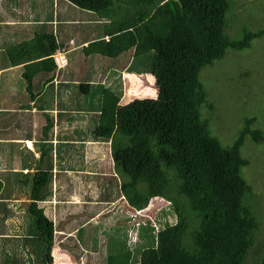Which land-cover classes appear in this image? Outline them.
I'll return each mask as SVG.
<instances>
[{"label": "trees", "instance_id": "16d2710c", "mask_svg": "<svg viewBox=\"0 0 264 264\" xmlns=\"http://www.w3.org/2000/svg\"><path fill=\"white\" fill-rule=\"evenodd\" d=\"M62 1L105 22L104 32L110 40L103 36L89 43L86 55L94 49L117 59L133 50L135 59L146 60L144 70L156 80L154 84L149 77L148 87L135 82L130 95L137 99L124 105L109 88L92 90L85 81L76 86L77 95L85 98L83 107L97 118L90 138L110 142L123 162L126 155H133L135 165L130 164L127 171L131 179L146 183L151 197L169 202L175 214V223L156 236L155 257L135 264H248L263 227L264 209L259 208L264 196L262 191L256 194L253 181L249 185L242 173L249 161L241 149L248 136L255 143H264V130L252 128L255 119H245L234 145L222 146L201 117L207 93L200 73L229 49L248 48L254 39L264 36V30L231 40L226 34L231 0ZM79 44L73 40L60 45L53 35L40 37L38 54L50 56L41 63L42 68L54 75L62 73L70 65L69 47ZM57 48L68 59L67 67L60 70L52 57ZM155 85L157 97L146 98L156 95ZM49 183V171L34 173L26 211L35 224L26 237L43 243V261L38 264H53L54 223L38 205ZM2 188L0 180V193ZM131 202L141 209L138 193L134 192ZM0 213L12 215V209L3 203ZM131 258V252L123 253L110 256L108 263L129 264ZM258 261L264 264V250Z\"/></svg>", "mask_w": 264, "mask_h": 264}, {"label": "rangeland", "instance_id": "374dc122", "mask_svg": "<svg viewBox=\"0 0 264 264\" xmlns=\"http://www.w3.org/2000/svg\"><path fill=\"white\" fill-rule=\"evenodd\" d=\"M37 1L18 0L17 2L21 7L30 8L36 14L43 15L48 9L47 2ZM72 9L67 12L71 17L82 14L85 18L82 20L86 22L91 18V15L84 10ZM73 12L75 13L71 14ZM92 16L95 18L92 23L95 24L99 19L94 14ZM261 30H264V0L230 1L226 34L231 40L239 41L246 32L256 33ZM68 55L75 59L79 56L71 50L68 51ZM97 60V66L109 61L108 58ZM126 61L125 57L121 58L122 66ZM126 74L127 72L122 73L118 79H106V84L103 86L115 91L121 97L122 103H127L125 98H128L129 102L137 99L130 95L135 82L143 87L151 84L143 79L141 81L132 79L135 81L133 83ZM200 80L207 93V103L200 109L201 117L208 122L211 135L216 137L222 146L234 145L244 128L245 119H255L252 128L264 130V36L254 39L250 46L243 50L229 49L221 60H216L212 65L202 69ZM209 104L213 105L212 109ZM88 122L92 126L91 129L83 130L82 127L73 135L75 140L83 143L78 144L77 146H80L77 149L73 147L69 151L71 159L69 156L67 161L74 169L79 168L77 162L88 163L86 168L92 169L93 173L96 172L95 176L87 175L84 180H80L79 174L75 172L71 177L76 179L69 181L60 178L61 174H58V177L55 176V180L53 179L52 186L48 190L43 189L41 193L43 200L39 205L43 209L46 204L57 207L60 218L58 223L74 231L73 237L68 238L67 241L65 240L69 235L63 234L62 237L67 245H71L74 249L72 252L75 253L69 252L65 244H59V251L58 248L57 250L53 248V259L56 256L60 258L62 262L60 264H79L80 260L83 264H109L110 256L131 252L132 258L129 264H135L155 257L158 232L176 221L172 206L161 198L156 200L152 198L148 185H136L127 172L130 164L135 165L133 155H126L123 162L122 155L114 154L110 145L107 146L104 142L90 138L94 125L91 118ZM241 154L249 161V165L242 169L247 183L252 180L256 194L259 196L262 191L261 195L264 196V143H255L248 136ZM56 165L54 174L59 172L61 167L63 169L66 167L62 161H58ZM77 180H80L79 184ZM19 189L17 188L12 195L14 199L19 200L16 201L11 218L4 221V226L6 223L12 229H17L19 227L14 225L17 223L22 227L19 231L22 235L27 231H34L35 224L33 218L25 212L28 206L23 197L28 196V193ZM134 192L138 193L141 200L142 207L139 210L132 206ZM14 203L15 201L12 204ZM260 205L259 211L264 209V200ZM159 211L165 212L162 214ZM261 216L264 217V210L261 211ZM262 226L259 240L248 256V264H259L258 258L264 250V220ZM54 235V238H59L56 230ZM32 241L34 240L25 239L23 247L13 253L23 259L30 255L32 261L27 260L26 264H35L33 261L38 260L44 249L41 248L43 243L39 242L40 239L33 243ZM54 241L57 242L56 239ZM40 261L42 262L43 259L41 258Z\"/></svg>", "mask_w": 264, "mask_h": 264}, {"label": "crops", "instance_id": "0c3cea01", "mask_svg": "<svg viewBox=\"0 0 264 264\" xmlns=\"http://www.w3.org/2000/svg\"><path fill=\"white\" fill-rule=\"evenodd\" d=\"M17 1L0 0V180L3 183L0 204L4 203L10 210L15 209L16 201L19 200L12 196L17 188L28 193V196L23 197L28 206L32 179L36 172L49 171L50 183L44 188L46 190L52 186L53 179L55 180L58 174H61L60 178L69 181L76 179L71 177L75 172L79 174L80 180H84L87 175L95 176L96 172L93 173L92 169L86 168L88 163L77 162L79 168L74 169L73 165H68L67 161L71 155L69 151L73 147L77 149L80 146L77 145L83 143V141L75 140L73 136L75 132L82 127L83 130L90 129L89 118L92 119L93 124L97 121V118L94 120L92 118L94 115L83 107L85 98L81 94L77 95L78 84L85 81L91 83L92 90L97 86L103 89L106 79H118L122 73L126 72V75L134 76L139 81L143 79L151 83L150 77L154 80V84L156 82L152 74L146 73L149 70H144L147 66L143 67L142 64L146 60L143 62L141 58L135 59L133 50L125 52L117 59H111L94 49L86 55L84 49H88L89 43L103 36L107 41L110 40V36L104 32L105 22L103 24L100 19L94 24L93 16L87 22L82 20L85 19L82 14L71 17L67 12L73 10V7L67 1L45 0L48 9L43 15L36 14L30 8L19 6ZM51 11L52 14H50ZM49 35H53L60 45L67 46L73 40L80 43V46L69 47L72 53L79 55L78 58L70 56V65L58 75L42 68L44 66L41 63L50 56L40 57L38 54L40 37ZM58 50L62 49L57 48L56 51ZM99 50L102 51L103 48L99 47ZM122 57L127 59L124 66L120 59ZM12 58L16 62H13ZM105 58L109 61L97 66V59ZM132 82L135 81L132 80ZM104 88L111 89L107 86ZM155 90L156 95L150 98L157 97L156 85ZM113 93L120 99L121 105L129 103L128 98H125L127 103H122L121 97L115 91ZM104 143L111 147L110 142ZM58 161L65 163L66 167L64 169L61 167L62 169L54 174ZM80 180H77L78 184ZM140 184L146 183L136 185ZM14 201L15 203L12 204ZM44 206L43 210L53 220L54 228L60 238H54L57 242L54 241L52 252L54 247L59 251V244H65L69 252L75 253L72 252L74 249L71 245L65 243L68 238L73 237L74 231L58 223L60 218H58L57 207L47 204ZM39 207L42 208L40 205ZM7 218L10 219L11 215L0 213V264H26L27 260H31L30 255L23 259V257H16L13 253L16 249L23 247L25 239H28L26 237L28 231L21 235L19 231L22 227L17 223H14L19 227L17 229H12L6 223L4 226ZM63 234L69 235L65 241ZM60 255L58 252V256ZM42 257L43 253L33 262L38 264ZM60 263H62L60 258L54 257L53 264ZM79 264H83L82 260Z\"/></svg>", "mask_w": 264, "mask_h": 264}, {"label": "built area", "instance_id": "2783aa9c", "mask_svg": "<svg viewBox=\"0 0 264 264\" xmlns=\"http://www.w3.org/2000/svg\"><path fill=\"white\" fill-rule=\"evenodd\" d=\"M52 57H53L54 62L57 66V70L64 69L67 67L68 59L64 53L58 51V52L54 53Z\"/></svg>", "mask_w": 264, "mask_h": 264}, {"label": "clouds", "instance_id": "9594fccd", "mask_svg": "<svg viewBox=\"0 0 264 264\" xmlns=\"http://www.w3.org/2000/svg\"><path fill=\"white\" fill-rule=\"evenodd\" d=\"M146 98H150V97H146ZM167 203H169V202H167ZM170 204V203H169Z\"/></svg>", "mask_w": 264, "mask_h": 264}]
</instances>
